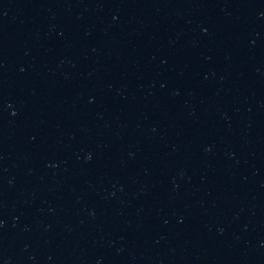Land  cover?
I'll return each mask as SVG.
<instances>
[{"label":"water","instance_id":"1","mask_svg":"<svg viewBox=\"0 0 264 264\" xmlns=\"http://www.w3.org/2000/svg\"><path fill=\"white\" fill-rule=\"evenodd\" d=\"M0 264H264V82L117 0H0Z\"/></svg>","mask_w":264,"mask_h":264}]
</instances>
